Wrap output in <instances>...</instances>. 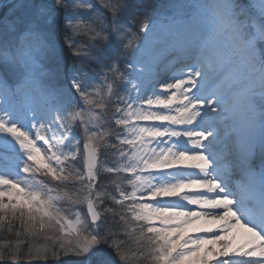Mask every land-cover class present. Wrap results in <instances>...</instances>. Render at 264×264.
<instances>
[{
    "label": "snow or ice",
    "instance_id": "obj_1",
    "mask_svg": "<svg viewBox=\"0 0 264 264\" xmlns=\"http://www.w3.org/2000/svg\"><path fill=\"white\" fill-rule=\"evenodd\" d=\"M0 264H264V0H0Z\"/></svg>",
    "mask_w": 264,
    "mask_h": 264
}]
</instances>
